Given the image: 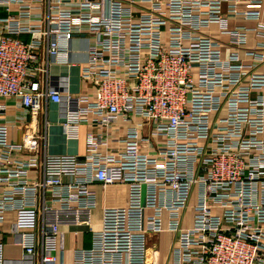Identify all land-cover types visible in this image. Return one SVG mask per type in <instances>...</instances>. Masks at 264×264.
I'll return each instance as SVG.
<instances>
[{
	"label": "built area",
	"instance_id": "obj_1",
	"mask_svg": "<svg viewBox=\"0 0 264 264\" xmlns=\"http://www.w3.org/2000/svg\"><path fill=\"white\" fill-rule=\"evenodd\" d=\"M43 4L0 0V234L15 213L8 234L21 248L7 257L0 237V264H264V21L248 11L264 0H81L75 11L49 0L31 23ZM226 13L257 25L230 27ZM84 33L86 89L73 94L51 67L71 65ZM8 98L31 124L2 120ZM51 103L67 138L92 127L83 154L47 151ZM95 183L127 189L98 225ZM65 228L91 237L69 261ZM162 232L174 235L166 263L148 257Z\"/></svg>",
	"mask_w": 264,
	"mask_h": 264
},
{
	"label": "crops",
	"instance_id": "obj_2",
	"mask_svg": "<svg viewBox=\"0 0 264 264\" xmlns=\"http://www.w3.org/2000/svg\"><path fill=\"white\" fill-rule=\"evenodd\" d=\"M44 0L43 8L35 10L32 15L31 23H39L44 21L47 13V2ZM59 1L61 8H67L71 10H77L79 2L81 0H51ZM15 6L11 7L12 13H15ZM240 8L244 9L245 6L240 4ZM251 13H260L261 21H264V5L260 9L250 8L248 9ZM8 11L5 8L0 10V16H6ZM228 23L230 27L235 26H246L255 27L257 21L254 19H246L241 15H235L233 13H226ZM209 33L216 38H219L224 42L223 48H225V42L228 41L227 35H221L218 32L217 25H212L209 29ZM18 37L23 41H30L31 35L27 33H21ZM92 37L87 33L79 34L72 40V51H71V65H56L53 64L51 72L57 83H61L62 80H68L69 90L71 93L76 94L86 89V86L80 79V64L86 59V51L90 44ZM256 36L254 32L248 34L247 46H254L256 43ZM264 40V39H263ZM7 103V112L3 117V121L9 123H17L20 125H29L32 123V118L29 112L21 105L16 99H1ZM43 111H40L35 121L38 127H42ZM49 119L51 121L48 127L47 137V151L53 154L62 153H76L83 154L85 150V135L87 131L92 129L90 125L83 124L80 128V136L77 139H69L66 137L62 125L60 123L59 104L51 103L49 107ZM129 123L120 118L114 125L115 135L117 137L124 136L126 128ZM22 127V126H21ZM24 128L15 129L14 138L20 140L22 138V132ZM158 141L163 142V137H158ZM123 145V144H122ZM43 145L40 143V150ZM97 192L98 205L94 212V223L98 225L101 209L104 206H121L126 203L127 200V189L124 186L120 187H108L103 188L100 184H93L92 186ZM15 220V213L8 212L6 215V221L4 223V232L0 234V237L5 241V254L7 257H19L21 255V248L14 245L11 237L9 236V229ZM66 257L71 260L72 250L77 247H89L91 244L90 233L86 231L75 232V228L66 229ZM174 242V235L170 232H162L160 234H150L149 236V254L148 257L151 260H156L159 263H166L170 260V250Z\"/></svg>",
	"mask_w": 264,
	"mask_h": 264
}]
</instances>
